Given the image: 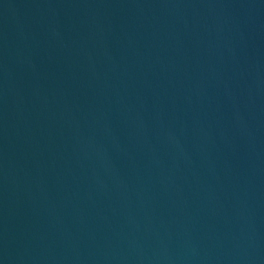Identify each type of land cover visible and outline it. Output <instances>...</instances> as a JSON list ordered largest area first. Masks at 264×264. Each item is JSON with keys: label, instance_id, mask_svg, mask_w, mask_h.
I'll list each match as a JSON object with an SVG mask.
<instances>
[{"label": "water", "instance_id": "water-1", "mask_svg": "<svg viewBox=\"0 0 264 264\" xmlns=\"http://www.w3.org/2000/svg\"><path fill=\"white\" fill-rule=\"evenodd\" d=\"M0 264H264V0H0Z\"/></svg>", "mask_w": 264, "mask_h": 264}]
</instances>
